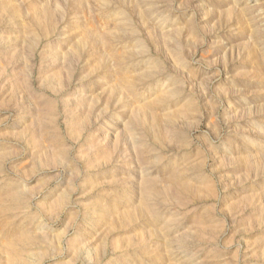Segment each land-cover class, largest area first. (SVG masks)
I'll return each mask as SVG.
<instances>
[{"label":"rangeland","instance_id":"1","mask_svg":"<svg viewBox=\"0 0 264 264\" xmlns=\"http://www.w3.org/2000/svg\"><path fill=\"white\" fill-rule=\"evenodd\" d=\"M0 264H264V0H0Z\"/></svg>","mask_w":264,"mask_h":264}]
</instances>
